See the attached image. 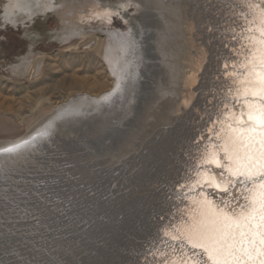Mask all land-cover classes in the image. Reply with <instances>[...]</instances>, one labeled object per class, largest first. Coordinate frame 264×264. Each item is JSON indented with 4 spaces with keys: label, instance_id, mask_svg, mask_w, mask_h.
Here are the masks:
<instances>
[{
    "label": "rangeland",
    "instance_id": "obj_1",
    "mask_svg": "<svg viewBox=\"0 0 264 264\" xmlns=\"http://www.w3.org/2000/svg\"><path fill=\"white\" fill-rule=\"evenodd\" d=\"M235 1L185 0L195 46L206 53L184 73L197 79L189 97L178 95L189 103L167 123L155 122L140 141L147 108L154 106L156 114L165 108L157 96L164 88L160 66L167 42L156 20L169 10L153 0H12L14 7L0 0V150L22 137L37 140L25 163L0 172L8 180L0 187L7 196H0V264H136L142 259L132 261L135 250L166 242L159 232L172 222L170 215L178 216L166 209L182 189L185 195L212 191L208 185L169 187L178 180V166L191 171L194 183L202 178L198 172L213 169L200 153L221 141L216 133L223 127L239 125L238 112L228 113L232 101L251 100L234 88L218 114L215 104L207 107L217 69L233 54L229 48L247 42L241 30L261 36L260 25L249 21L264 12V0H250L255 7ZM249 27L253 31L245 32ZM99 39L109 40L113 65L92 50ZM179 45L184 53V41ZM115 85L112 107L93 103ZM218 118L223 127L207 125ZM207 127L198 147L194 140ZM131 132L142 138L120 158L117 146Z\"/></svg>",
    "mask_w": 264,
    "mask_h": 264
},
{
    "label": "snow or ice",
    "instance_id": "obj_2",
    "mask_svg": "<svg viewBox=\"0 0 264 264\" xmlns=\"http://www.w3.org/2000/svg\"><path fill=\"white\" fill-rule=\"evenodd\" d=\"M249 6L255 7L250 0ZM257 22L260 25V38L244 36L242 29L241 40L247 42L241 43L238 49H229L240 63L237 65L233 61L230 65L225 62L223 69L225 80L230 81L226 85L229 94L235 88L237 95L246 97L251 93L259 101L257 103L254 99L248 102L246 113L241 110L239 123L244 127L236 130L229 126L227 132L216 133V138L222 140L219 151L224 153L223 156H218L215 148L200 153L204 164L223 167L229 176L220 178L215 174L198 172L197 176L202 178L195 181L197 186L209 185L232 199L242 197L244 202L236 212L229 209L227 204L221 208L207 196L195 201L197 208L190 212L189 218L173 225L172 231L164 232L166 237L180 242L179 252L173 248V254L178 256V261H173V264H264V15L257 17L252 13L249 23ZM247 31L253 29L249 27ZM225 47L228 45L225 44ZM237 67L245 71L241 74L229 70ZM224 108L227 109V103ZM229 115H235V108ZM215 123L222 127L224 125L219 118L213 121ZM28 143L23 141L0 152L13 153ZM223 160H227L228 164L224 165ZM234 186L241 188L239 197L232 192ZM185 245L201 252H189ZM193 258L197 259L194 261ZM164 264H169V261L165 260Z\"/></svg>",
    "mask_w": 264,
    "mask_h": 264
},
{
    "label": "bare ground",
    "instance_id": "obj_3",
    "mask_svg": "<svg viewBox=\"0 0 264 264\" xmlns=\"http://www.w3.org/2000/svg\"><path fill=\"white\" fill-rule=\"evenodd\" d=\"M153 1H154V3L160 4L169 10V11H166V16L161 15V17L157 18V20H156V23H158L160 29L163 32H165V35L163 38H165L166 42H167V43L165 42L166 44L164 45V47L162 48V51H161V66H160V68H161L160 74L162 76L164 88L161 90L159 89L160 92H159V95L157 96V98L159 100L164 102L165 108H164V110H162L163 113L158 112V114H156L157 111L155 110L154 106L147 108V111L145 112V116H144L143 121H142V126H141L142 128L139 131L145 137H144V139H140V141H145L146 136H148L151 133L153 124L155 122L161 121L164 124L167 123V120L170 118L169 117L170 115H172V114L175 115L177 109L181 108V106H183V104L187 105L189 103V102H187L186 97L183 98V97L178 96V95H179V93H182V92L183 93L185 92V94L187 92H190L191 87L195 84V81H197V79L188 78V77L184 76V73L187 70L194 71L196 68V65H197V61H199V59H201V57L203 55H205V53H206L205 50L203 51L202 49H200L201 48L200 45L195 46V43L197 42V40L194 39L195 27L192 24V22H193L192 19L189 21V18L186 14L185 7L188 5H187V3H185V0H153ZM9 2H10V7H12V6L14 7L15 3H12V0H9ZM188 3H189V0H188ZM260 4H263V2H261ZM260 4H259V6H260ZM203 9L201 11H203ZM206 11H203V12H206ZM207 12H209V11H207ZM261 15H264V12H259L256 16L259 17ZM251 19H252V16H251ZM257 23H253V24L257 25ZM259 28H260V26H258V29ZM83 34H85V32H83ZM107 34L108 33H105L104 35L108 36L109 34L108 35ZM110 35L113 37L115 36V34L113 32H111ZM91 39H93V37ZM257 39H259V38H257ZM180 40L184 41V47H185L184 53L182 52V49H180V45H179ZM90 42H92V41H90ZM109 43H110L109 40L105 43L103 40L99 39L92 49L97 54V56H99L100 58H101V56H103L104 53L107 55L106 57L101 59V62L103 64H105V62H107L108 66L113 65L112 59H114V58L111 59L109 56L110 55L109 49H111ZM84 44H86V43H84ZM168 44L169 45L171 44L170 49H168L169 47L165 48V46H168ZM163 58H164V60H163ZM204 62H206L205 58H204V61L202 63H204ZM204 65L200 67V69L202 68L201 70H203ZM198 77L199 76L197 75V78ZM117 88H118L117 85H115V87H113L112 90H110L107 93L101 94L100 96H98V98L93 100V103H101V104H107L108 103V106L112 107L113 100H114V94H115ZM189 95L190 94L187 93L188 97H189ZM178 97H180V98H178ZM248 97L252 98L253 96L251 93H249ZM254 99L258 103L259 98L256 97ZM254 99H251V100H249V99H247V100L246 99L245 100L244 99H234L235 101H232L231 109L228 111V113H231L232 109L235 108V114L238 112L237 121L239 123V118L241 116V110L243 109L244 112L246 113L248 111V107H249L248 102L253 101ZM240 127H244V126L239 123V125L233 129L238 130ZM249 127H250V125H249ZM222 130L227 132L229 130V125L223 127ZM245 131H247V127H245ZM132 132H134V131H132ZM131 133H129L124 139H122L121 142L117 146V152H118L120 158L125 157L132 152V150L134 148V143L132 141H135V139L139 140V136H140V138H142L141 133H140V135L138 133H136V134H133V133L131 134ZM131 138H132V140H131ZM24 139L25 138L22 137L21 139L19 138L15 141H12L11 145L4 147L3 149L10 148L13 145L22 144ZM27 141H29V143L27 145L22 146L16 152H13V153H2V152H0V172L1 173L3 171H7V169L9 170V168L10 169H14L16 167L19 168L20 165L25 163V161L27 160L26 159L27 158L26 153L30 150V147H32L33 143L36 142L37 140L36 139H29ZM199 141H203V138L200 137ZM221 143H222V140L219 143H216V145H214V147H212V149L215 147H218V149H219V145ZM198 147H199V145H198ZM139 148H141V145H140V147H136V149H139ZM3 149H1V150H3ZM202 151H203V149H202ZM223 155H224L223 152H222V155H219V153H218V156H223ZM222 163L224 165H227L228 161L223 160ZM178 167L181 170H179L180 173H178L179 171L177 172V175L179 174L181 176V173L183 172L180 183H184V185H186V187H192V189H195V187H201V186H197V184L194 183V181H190L191 171H189V169H186V171H184V169H182L181 166H178ZM212 168L214 170L213 169L212 170L206 169V170H204V173H207L208 175L215 174L220 178H224V177L229 176V173L223 167L217 168L213 164ZM195 176L197 178H199V176H197V174ZM12 177L14 178L13 175H12ZM207 187H209V185ZM209 188L212 189V191H210V193H205V191H202V193H196V194H190V195H185V193H183V191H186V189L185 188L182 189V191H180V193H182V195H178V197H176V199H174V203H172V205H170V207H168V209H166V211L167 210L174 211V209L178 210V216L170 215L173 217L172 222L168 226L165 225L164 229H162V231L159 233H161L162 236L164 237L165 236L164 232L165 231H172L173 225H178L181 223L182 220H187L189 218L190 212L197 208L195 201L203 199L205 196H207L210 200H214L216 203H218L221 206V208H224V206L227 204L229 209L234 210L236 212H239V210H240L239 205L244 202L242 197L240 199H232L231 197H227V196L223 195L222 193H219L220 191L218 189H214L213 187H209ZM2 191L3 190H0V193H3ZM232 192L234 195L239 197L240 192H241V188L237 189L234 186L232 188ZM186 193H187V191H186ZM6 197L7 196H5V198ZM134 229H135V227H134ZM138 235L141 236V233H138ZM163 237H160L161 240L163 239ZM166 239H167L166 242H164V243L162 242L161 244L160 243L156 244L155 248H153L151 250H144V251L140 250L139 252H138V250H135L134 253H132V261L136 260L138 258H141L142 260L136 264H164L165 260H168L169 264H173V261H178V256H175L173 254V248H176L177 252H179L180 251V249H179V243L180 242L179 241H173L170 238V236L166 237ZM151 241H152V239H151ZM155 241H157V240H153V242H155ZM150 247H152V243H150V245H146V249H150ZM185 249L188 250L189 252H192V251H195L197 253L201 252V250H199V249H195V250L190 249V247L188 245H185ZM201 255H203V254L201 253ZM193 259L195 261L197 258H193ZM205 259H206V257H205ZM209 264H210V262H209Z\"/></svg>",
    "mask_w": 264,
    "mask_h": 264
},
{
    "label": "water",
    "instance_id": "obj_4",
    "mask_svg": "<svg viewBox=\"0 0 264 264\" xmlns=\"http://www.w3.org/2000/svg\"><path fill=\"white\" fill-rule=\"evenodd\" d=\"M232 1H234V2H236L235 0H232ZM240 5V4H239ZM230 10H232L231 8H230ZM232 13L233 12H230V15L232 16ZM238 13H240V11H238ZM226 16H229V14H227V12H226ZM238 16H240V21L242 22V18H243V16L242 15H238ZM230 17V16H229ZM236 19V18H235ZM239 19H237L238 21H239ZM242 19V20H241ZM245 21V20H244ZM235 24V23H234ZM242 24V23H241ZM233 27V26H232ZM235 29V28H234ZM238 31H240V30H238ZM237 30H236V32H238ZM245 32H248L247 30L245 31ZM244 33V32H243ZM230 39H232V38H230ZM229 46H230V44H229ZM230 49V48H229ZM230 57L232 58V60L230 59ZM234 58H235V56L233 55V54H231V55H229V60H227V61H225V60H222L221 62H222V64L220 65V67H219V69H217L218 70V72H219V74L218 75H216L215 76V79H214V84H215V87L214 88H212L213 89V93L214 94H212V96H211V99H209L208 101H207V107H210V106H212L213 104H215V108L213 109L214 110V112H216L217 113V111H218V109H222V108H220L221 107V105H222V103L224 102V100L226 99V97H225V95L227 94V88H226V85L228 84V83H230V81H226L225 80V78H224V69H223V65H224V63L225 62H227V63H229L230 65L232 64V62H233V60H234ZM232 61V62H231ZM220 61H218L217 63H219ZM244 71V70H243ZM217 74V73H216ZM212 87H213V85H212ZM225 90H226V92H225ZM225 94V95H224ZM215 97H216V99H215ZM251 99H254V97H252ZM210 101V102H209ZM207 107H205V109L207 108ZM228 111V110H227ZM216 113L214 114V115H216ZM207 114V112H203V115H204V117H205V115ZM218 114V113H217ZM207 124V123H206ZM213 124V120H212V122H208V124L207 125H209V127H210V125H212ZM209 127H207L206 128V130L204 131H202V134L199 136V137H197V139L196 140H194L195 142H194V144L195 143H198V141H199V139H200V137L201 138H203V136L204 135H206L207 133H208V129H209ZM205 137V136H204ZM197 145H199V143L197 144ZM8 175H12V174H8ZM181 177H182V173H181V176L179 175L178 177H176V179H178L175 183H174V185H172V186H170L169 187V190L170 191H175V188H176V186L181 182ZM1 181H3V182H1ZM6 181H8V180H5V179H0V187H7L8 185H6V184H4ZM172 187V188H171ZM202 187H200V189H201ZM235 188H237V189H239L240 188V186H235ZM174 189V190H173ZM1 190V189H0ZM7 193V192H6ZM5 194H1L0 196H4ZM170 195V194H169ZM165 196L167 197L168 195L167 194H165ZM143 245L145 246L146 245V242H143ZM144 246H142V248L144 247ZM143 250V249H142Z\"/></svg>",
    "mask_w": 264,
    "mask_h": 264
}]
</instances>
